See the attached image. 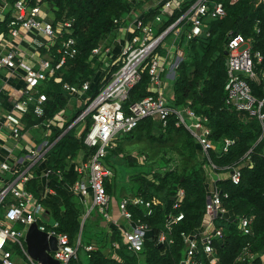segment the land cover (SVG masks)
<instances>
[{"label":"built area","instance_id":"obj_1","mask_svg":"<svg viewBox=\"0 0 264 264\" xmlns=\"http://www.w3.org/2000/svg\"><path fill=\"white\" fill-rule=\"evenodd\" d=\"M239 0H230L231 4ZM131 9L120 19L114 20L115 28L107 38L92 50L91 58L102 63L103 70L99 80V92L89 102L86 110L68 128L82 123L91 115L92 124L84 144L95 152L86 157L84 153L80 160L76 156L71 160V168L78 173L79 179L69 187L71 193L77 195L87 208L86 218L95 210L103 220L124 225L118 230L128 249L134 253L142 251L144 242L150 232L149 226L135 221L129 207L145 206L151 209V203L142 197H126L118 203V218L112 213V196L106 190V182L114 177L113 170L104 160L108 149L116 147V138L133 131L145 118L159 121L162 129H166L171 116H176V126H184L195 137L200 145L202 158H207L209 170L216 166L210 159V151L216 146L210 139L212 130L208 127V118L197 115L188 107L173 108L168 105L165 95L166 83L163 75H169L177 69L182 45H187L196 39L210 37L209 19H224L227 15L224 3L219 0H126ZM264 2V0H257ZM9 4L0 0V72L4 69L12 73L23 72L22 87L15 94L16 99L12 109L0 122V129L8 131L0 135V145L7 159H0V264H15L12 248L17 249L30 264H41L35 261L27 251L25 243L29 227L36 223L40 231L58 240V249L52 256L61 264H69L76 259L81 241L74 245L70 237L59 231V223L49 225V218L43 198H38L28 190V184L39 178L49 183L52 170L47 166V153L55 143L68 131L66 130L55 142H50L52 128L64 129L68 122L67 111L58 112L52 119L44 121L46 135H42L41 144L28 141L23 135V118L30 112L37 118L45 116L44 103L47 96L40 91V86L47 80L63 85V89L72 98L84 102L83 97L92 89L91 81L81 86L63 82L58 72L69 59L79 54L77 40L74 37V22L72 20L55 21L54 13L48 0H17L13 11L8 17ZM184 7H187L184 9ZM179 18L166 26V20ZM259 31V30H257ZM30 33L39 37L33 39L35 54L38 57L35 65L27 63L21 41ZM39 38V39H38ZM170 38V39H169ZM169 40V41H168ZM168 41V42H167ZM227 82L225 85V102L228 107L246 112L257 118L264 136V97L258 98L253 92L248 79L264 83V69L257 72L263 62L259 52H253L251 43L242 35L229 34L227 43ZM183 60V57H182ZM149 75L147 95L140 101L126 108L131 91L141 82L142 74ZM72 114L70 115V117ZM191 121V123H189ZM38 127V126H36ZM78 127V128H79ZM84 128L80 130V135ZM235 143L234 140H224V152ZM24 151V161L17 168H12L8 162L9 156L15 151ZM249 151L243 159L248 157ZM264 156V152H263ZM227 168V179L238 185L242 178V168L245 162ZM40 173V175H38ZM61 176V173L58 172ZM9 177V178H8ZM206 216L209 218L212 230L206 235H198L196 231L190 235L184 234L187 243V255L183 264H204L200 255H205L209 264H218L217 251L213 239L222 238V230L216 227L217 219H225L229 213L223 205L222 192L217 189L208 195ZM227 197V195H225ZM185 198L184 190L176 196L173 209L179 210ZM151 213V212H150ZM47 214V215H46ZM184 219V213L171 215L166 224L171 231L176 223ZM252 218L243 216L238 221L242 235L252 237ZM158 243L173 244L166 232L159 236ZM248 243L236 260V264H255L257 260L264 261V255L252 253ZM92 246L87 247L91 251ZM199 256V257H198ZM264 263V262H263Z\"/></svg>","mask_w":264,"mask_h":264},{"label":"trees","instance_id":"obj_2","mask_svg":"<svg viewBox=\"0 0 264 264\" xmlns=\"http://www.w3.org/2000/svg\"><path fill=\"white\" fill-rule=\"evenodd\" d=\"M6 1L10 6L6 14L9 17L17 0ZM48 1L56 22L65 19L74 22V37L79 49L78 56L69 59L58 74L65 83L81 86L91 81L92 84L91 91L83 97L88 102L73 110L64 129L52 128L50 142L53 143L98 94L103 66L97 59L91 58L92 50L113 32L114 20L120 19L131 6L126 0ZM219 1L224 3L226 17L209 19L210 37L182 45L183 60L175 78L168 80L163 75V79L169 106L177 109L188 107L197 115L208 118L207 125L212 130L210 139L216 146L209 156L216 166V173H227L228 167L240 163L251 151L242 161L246 163L242 168L240 184L235 185L227 178L217 182L222 192L223 205L234 219H217L216 227L222 230L223 236L213 239V245L217 251L218 264H236L248 243L251 244L252 253L264 255V136L257 118L226 105V50L229 34H240L251 43L254 53L259 52L263 56V62L257 68L258 74L264 69V2L239 0L231 4L230 0ZM177 12L175 17L166 20V26L180 17V11ZM248 82L253 94L263 98L264 83L261 77L258 80L248 79ZM148 83L149 75L144 71L141 82L130 93L126 108L148 94ZM40 91L47 96L44 103L45 116L37 118L33 112L26 115L23 118V133L36 126L45 131L41 124L66 109L72 99L63 85L52 79L43 82ZM176 123L177 118L173 115L163 130L159 121L143 119L133 131L116 138V147L108 149L104 160L114 172L112 180L106 182V190L112 196L113 203L116 181L120 180L122 172L128 174L129 182L132 183L130 193H126V196L142 197L151 203V209L145 206L129 207L134 220H140L150 228L149 236L139 253L128 249L118 229L114 228L108 233L102 228L103 217L96 211H92L83 223L87 208L69 190L79 179L78 173L69 168L71 160L79 152L85 153L86 157L95 152L84 144L92 124L91 115L86 118L85 128L80 135L77 129L82 123L69 129L50 149L47 153V166L52 173L47 186L55 192L59 203L43 198L39 177L28 184V190L36 197L43 198L48 216L53 222L59 223V231L67 234L74 245L81 235L77 258L69 264L184 263L188 247L183 235H190L201 228L206 216L209 162L207 158H202L200 145L191 132L184 126H176ZM225 139L235 141L227 152H224ZM181 189L184 190L185 198L181 208L175 210L173 205ZM181 212L184 213V219L176 223L170 232L167 231L166 224L170 216ZM243 216L252 218V237L242 235L238 228V221ZM162 232H166L174 243H164L159 247L158 239ZM90 246L94 249L87 251L86 248ZM200 259L204 264H209L204 254L200 255ZM263 262L257 260L255 264Z\"/></svg>","mask_w":264,"mask_h":264},{"label":"crops","instance_id":"obj_3","mask_svg":"<svg viewBox=\"0 0 264 264\" xmlns=\"http://www.w3.org/2000/svg\"><path fill=\"white\" fill-rule=\"evenodd\" d=\"M35 37H39V36L36 33L27 34L21 41V45H20L22 50L24 51L23 55L26 58L27 63L30 65H35L37 62L36 60L38 59V57L35 54V49H34V44H33V39H36ZM22 74L23 72L12 73L11 71L7 69H4L0 72V122L1 123L4 121V117L6 116V114L12 109V106L16 99V96H15V94H17L16 92L19 91L22 87V79H21ZM75 105L71 107L69 103L68 108H67L69 109L67 111L68 119L71 118L70 115L73 113V110L76 107ZM23 127H24V124L22 125V129ZM39 129L40 127H34L24 132L23 135H26V139L28 141L41 144L42 135H46V133H43V131H41L42 132L41 134V132H39L40 131ZM6 132L8 131L0 129V135H6ZM4 152L5 151L2 149L0 145V159H7V155L5 154L6 152L5 153ZM15 152L16 153H14L12 156H9V159H8V162L12 168L19 167L22 164L21 162L24 161V158H22L23 155L25 154L24 151L22 152V151L16 150ZM38 175H40V173H38ZM41 178L42 177H40V180H41L40 190H41V195L43 196V198L52 200V202H58V198L55 195V192L50 190L47 186L48 183H45V181L42 180ZM226 178H227L226 174H218L214 171L208 170V178H207V184H206L208 195H210L211 192L219 189L217 186V182L219 180H224ZM125 196L126 194L124 193L121 198H126L127 196L126 197ZM118 203H119L118 201H115V203L112 204V213L115 216V218H118ZM86 215L87 214H85V216ZM48 218L50 220L49 216H47L45 220H47ZM225 219L232 221L234 219V216H232V214L229 212L225 216ZM85 220H83V223L85 222ZM123 225H124V220L122 219L119 220L118 225H115L114 222H108L105 220L101 222V227L106 229L108 233H111V230H113L114 228L118 229L119 226H123ZM211 230H212V226L210 225L209 218L205 217L202 227L197 229L196 233L198 235H206L207 233H210ZM79 240L81 241L80 238Z\"/></svg>","mask_w":264,"mask_h":264},{"label":"water","instance_id":"obj_4","mask_svg":"<svg viewBox=\"0 0 264 264\" xmlns=\"http://www.w3.org/2000/svg\"><path fill=\"white\" fill-rule=\"evenodd\" d=\"M227 54L228 53L226 52V55ZM181 61L182 58H179L176 62V65L181 63ZM85 219L86 217H84L83 220ZM79 238L81 239V235ZM25 243L28 253L35 261L41 264H61L60 261L56 260L51 254L53 251L58 249L57 238L55 236H49L47 233L40 231L36 223L29 227ZM161 246L162 244H159V247Z\"/></svg>","mask_w":264,"mask_h":264},{"label":"rangeland","instance_id":"obj_5","mask_svg":"<svg viewBox=\"0 0 264 264\" xmlns=\"http://www.w3.org/2000/svg\"><path fill=\"white\" fill-rule=\"evenodd\" d=\"M170 39V38H169ZM169 41V40H168ZM167 41V42H168ZM179 56H180V58H182L183 57V55L180 53L179 54ZM98 72H100V71H98ZM177 73V69H174L173 71H171L170 73H167V74H169V75H166V78L168 79V80H173L174 78H175V74ZM174 74V75H173ZM82 103V101L80 100V99H77V98H72L71 99V101H70V105H71V107L73 106V105H80ZM83 103H86V102H84L83 101ZM70 107V106H69ZM76 108V107H75ZM74 109V108H73ZM189 123H191V121H189ZM82 128H84V124L81 126V127H79L78 129H77V132L79 133L80 132V130L82 129ZM40 131L39 132H41L42 130L41 129H39ZM38 131V130H37ZM43 133H45V131H43ZM41 134H42V132H41ZM84 153L83 152H79L78 153V161L80 160V158L82 157V155H83ZM125 169V168H124ZM224 176V175H223ZM116 186L117 187H115V190H114V193H113V196H114V200L115 201H118V202H120L123 198H121L122 196H123V194L125 193H130V187H131V185H132V183L130 184V182H129V176H128V174H124L123 172H122V175H121V178H120V180L118 181H116ZM93 213H95V210H93ZM49 225H53V220L50 218V220L47 222ZM12 250V252H13V260H14V262H15V264H30V263H28L27 261H26V259L24 258V256L20 253V251H18L17 249H15V248H12L11 249Z\"/></svg>","mask_w":264,"mask_h":264}]
</instances>
